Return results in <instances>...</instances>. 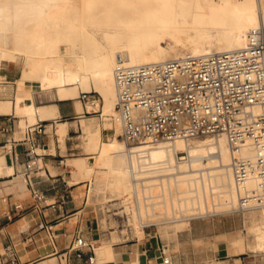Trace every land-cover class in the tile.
I'll return each mask as SVG.
<instances>
[{"label": "bare ground", "instance_id": "6f19581e", "mask_svg": "<svg viewBox=\"0 0 264 264\" xmlns=\"http://www.w3.org/2000/svg\"><path fill=\"white\" fill-rule=\"evenodd\" d=\"M260 24L264 0H0V68L7 61L20 66L17 112L31 121L38 113L47 116V106L25 100L33 87L26 80L55 87L62 97H79L80 85L102 94L100 110L113 136L102 142L96 138L95 164L89 157L78 158L75 176L114 186L122 195L109 200L121 198L132 211L129 219L137 233H144L140 214L153 217L158 226H182L194 216L261 206V219L253 212L249 228L259 238L255 250L264 252V204L241 205L225 134L128 144L112 119L120 62L142 64L186 53L234 50L246 43L249 29ZM77 108H84L80 100ZM86 109L93 112L98 105ZM25 124L22 120L23 128ZM59 131L62 135L63 127ZM179 150L186 154L179 156ZM242 153L254 156L255 151L245 145ZM130 194L135 207L127 201ZM100 244V254L111 248L108 239Z\"/></svg>", "mask_w": 264, "mask_h": 264}, {"label": "built area", "instance_id": "2783aa9c", "mask_svg": "<svg viewBox=\"0 0 264 264\" xmlns=\"http://www.w3.org/2000/svg\"><path fill=\"white\" fill-rule=\"evenodd\" d=\"M115 84L117 101L112 119L120 124L119 136L128 144L151 145L164 139L225 134L232 150L231 167L241 205L264 204V24L249 29L246 43L234 50L186 53L142 64L120 62L115 68ZM79 98L85 107L100 106L103 102L102 94L96 89H80ZM93 112L102 114L100 108ZM9 121L14 123L11 114L1 125L3 131L11 130ZM40 132H46L43 119L28 123L21 137L8 138L4 145L8 143L6 147L12 150L14 143L27 144L31 158L26 162L24 176L32 187L35 205L56 207L63 201H51L33 182V171L41 155L36 136ZM245 145L254 148V156L242 153ZM178 154L184 156L186 152L179 150ZM133 198L130 194L127 201L135 207ZM21 207V203L14 204L15 211ZM121 209L113 210L112 214L120 220L119 225L132 231L133 225L128 223L132 211L117 213ZM7 216L11 219L13 211ZM139 221L150 236L161 238L153 217L140 214ZM71 247L79 256L88 248L92 253L87 260L95 263V243L81 233L76 235ZM159 250L163 264H176L169 242L162 240ZM3 254L0 251L1 264ZM11 261L16 263L13 258Z\"/></svg>", "mask_w": 264, "mask_h": 264}, {"label": "crops", "instance_id": "0c3cea01", "mask_svg": "<svg viewBox=\"0 0 264 264\" xmlns=\"http://www.w3.org/2000/svg\"><path fill=\"white\" fill-rule=\"evenodd\" d=\"M16 65V62L7 61L0 68V251L4 253L2 264H14L12 258L15 259V264H91L87 260L91 250L85 248L79 256L71 247L78 233L95 243L94 264H163L159 247L162 240H167L162 234L161 238L159 235L150 236L148 229L144 230V235L131 238L124 239L119 233L109 236L111 248L106 254H100V242L106 237L99 239L102 236L100 219L93 212H88L85 202L91 201L93 190L101 191L102 183L95 177L93 181L88 177L76 178L77 166L74 162L83 157H89L90 161L93 157L95 161L98 151L93 147L96 138L101 142L105 138L104 121L97 120L95 115L87 116L84 103L77 97H62L55 87L42 88L39 81L26 80L33 87L32 96H27L25 100L37 107L47 106V116L38 113L36 118L45 120L46 132L36 133L41 161L38 160L33 171L34 186L46 192L51 201H63L56 207L35 205L32 187L25 180L23 172L26 170V162L31 158L27 144L14 143L12 150L6 147L9 146L8 143L4 145L8 138L21 137L25 129L22 120L26 121L25 125L36 121H31L29 116L17 112V79L20 70ZM78 100L84 107L82 111L77 108ZM9 114L12 115L14 123L9 121L11 130L3 131L1 125ZM50 125L57 127L55 133L50 131ZM60 127L64 129L62 135ZM79 136L83 139L84 148ZM110 136H113V133ZM83 181H89L91 185L85 200L78 191V184ZM15 203H21L22 207L15 211ZM10 210L14 213L11 219L7 216ZM189 225L192 227L190 231L196 227L195 224L191 226V221ZM158 231L162 233L159 226ZM217 234L219 232L209 231L204 236ZM198 238V235L186 237L181 233L178 251L171 250L175 244H170L176 264H194L208 258L212 252L215 257L228 255L225 240H219L217 247L212 250L191 243V240ZM236 239L238 237L234 240ZM239 245L234 243L235 248ZM234 260L235 264H247L245 256L236 257Z\"/></svg>", "mask_w": 264, "mask_h": 264}, {"label": "rangeland", "instance_id": "374dc122", "mask_svg": "<svg viewBox=\"0 0 264 264\" xmlns=\"http://www.w3.org/2000/svg\"><path fill=\"white\" fill-rule=\"evenodd\" d=\"M167 42L168 41H163L164 44H167ZM16 66L20 70V66L18 65ZM80 89H84V87L80 85L79 90ZM77 98L79 99V97ZM99 108H101V106L98 105V109ZM92 115H95L97 120L101 122L104 121V116L100 112L87 113V116H92ZM56 128L50 125V131H52L53 133H55L54 129ZM113 132H114L113 128H103V133L105 134V138H107V136H109ZM22 135L23 134H21L20 136ZM79 139L84 148L82 137L79 136ZM60 142L62 143V140H60ZM89 163L95 164L93 157H91V161H89ZM70 168H72L71 165ZM68 178H70V176ZM101 183H102L101 191L97 192L93 190L92 191L93 198L91 199V201H88V203L85 202V204L87 205L88 212H93L100 219L102 236L99 239L104 237H106L105 239H108V237L111 235L116 236V233L121 234L124 239L125 237L131 238L132 236L144 235V233L140 235L139 233L136 232L135 229L129 231L126 229V226L119 225L120 220H118V217L114 216L112 213L113 210L115 209L117 210L121 209L120 208L121 204L123 205L125 204L120 202L121 198L115 200H109V199L113 197H118L122 194H118V190L115 189V187L112 186L111 184L105 182L104 180L101 181ZM78 185H79L78 188L79 194L82 196V199L85 200L89 194V190L91 187L90 182L83 181ZM217 199L218 196H216L215 201H218ZM208 200L209 203H211V195H209ZM262 209L263 208L259 206L256 208H246V209L233 208L222 212H210L202 216L191 218L190 219L191 226L194 224L196 225L195 229L193 228L191 231L190 229L192 227H190V225L188 226V224L185 223L184 225L181 226L177 224V222H171L168 224L164 223L161 226H159V230L162 232L161 234L167 240V242H169V244H175L171 250H176V251L180 249L179 244L181 243H180L179 235L181 233L183 236L185 235L186 237H192L193 235H198V237L200 238L191 240V243L195 244L198 247H206L212 250L213 248L217 247V242L219 240L226 241L228 248L227 256L215 257L212 254L213 253L212 252L208 256V258L194 264H235L234 258L236 257L239 258L240 256L243 257L245 256V261H247V264H264V252H259L255 250V246H254V244L259 242V238L255 236V234H253V232L249 228L250 225H252L254 222V217L252 213L256 212L258 213V215H260ZM125 210H127L126 207L118 212L123 213L125 212ZM186 213L187 212H184V214ZM258 219L259 220L261 219V215L259 216ZM128 223H132V221L129 219ZM113 230H116V232H112ZM209 231H212V233L219 232V234L207 236V237L204 236V234L209 233ZM237 237L238 239L234 240ZM234 243L240 245L237 248H235Z\"/></svg>", "mask_w": 264, "mask_h": 264}]
</instances>
